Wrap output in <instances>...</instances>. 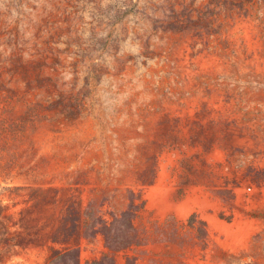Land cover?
Segmentation results:
<instances>
[{
	"label": "rangeland",
	"instance_id": "1",
	"mask_svg": "<svg viewBox=\"0 0 264 264\" xmlns=\"http://www.w3.org/2000/svg\"><path fill=\"white\" fill-rule=\"evenodd\" d=\"M215 1L0 0V264H264V0Z\"/></svg>",
	"mask_w": 264,
	"mask_h": 264
},
{
	"label": "trees",
	"instance_id": "2",
	"mask_svg": "<svg viewBox=\"0 0 264 264\" xmlns=\"http://www.w3.org/2000/svg\"><path fill=\"white\" fill-rule=\"evenodd\" d=\"M257 4V0H216L214 6H212V12L215 14V22L217 23V29L221 28L220 21L221 17L224 18H231L235 15H243L244 17L250 16L254 11ZM209 8V7H208ZM202 16H205L204 13L207 10L206 5L200 6ZM201 23H204L202 19L200 20ZM193 25L188 18L185 22L181 21V29H191L192 31L196 30L199 31L201 28L199 26H190ZM211 35V34H210ZM126 244L124 247H126ZM57 256L66 257V256H73V252H65L63 254H56Z\"/></svg>",
	"mask_w": 264,
	"mask_h": 264
},
{
	"label": "crops",
	"instance_id": "3",
	"mask_svg": "<svg viewBox=\"0 0 264 264\" xmlns=\"http://www.w3.org/2000/svg\"><path fill=\"white\" fill-rule=\"evenodd\" d=\"M156 246L158 247H163V249L161 251H159L160 253H165L167 251V249H164V244L163 242H158V244H156Z\"/></svg>",
	"mask_w": 264,
	"mask_h": 264
}]
</instances>
